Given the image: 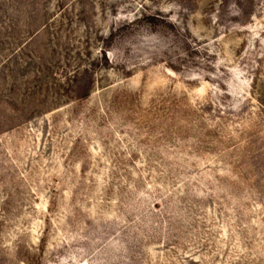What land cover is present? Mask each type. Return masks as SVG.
I'll list each match as a JSON object with an SVG mask.
<instances>
[{"label":"rangeland","instance_id":"obj_1","mask_svg":"<svg viewBox=\"0 0 264 264\" xmlns=\"http://www.w3.org/2000/svg\"><path fill=\"white\" fill-rule=\"evenodd\" d=\"M0 264H264V0H0Z\"/></svg>","mask_w":264,"mask_h":264}]
</instances>
